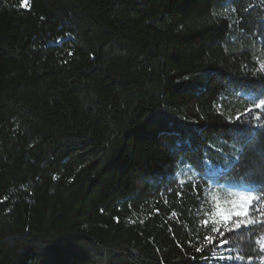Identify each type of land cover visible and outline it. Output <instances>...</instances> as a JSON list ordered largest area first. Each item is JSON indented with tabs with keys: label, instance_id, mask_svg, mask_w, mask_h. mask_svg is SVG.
Instances as JSON below:
<instances>
[{
	"label": "trees",
	"instance_id": "trees-1",
	"mask_svg": "<svg viewBox=\"0 0 264 264\" xmlns=\"http://www.w3.org/2000/svg\"><path fill=\"white\" fill-rule=\"evenodd\" d=\"M262 65L264 0H0V264H264L207 214L264 188Z\"/></svg>",
	"mask_w": 264,
	"mask_h": 264
},
{
	"label": "snow or ice",
	"instance_id": "snow-or-ice-1",
	"mask_svg": "<svg viewBox=\"0 0 264 264\" xmlns=\"http://www.w3.org/2000/svg\"><path fill=\"white\" fill-rule=\"evenodd\" d=\"M22 6H28V0H22ZM262 68H264V65H262ZM249 100L254 107L264 108V96H250ZM214 183L219 184L218 181H214ZM262 194H264V188L258 189L253 186H246L243 190H220L217 194V201L222 200V203L216 202V207L207 214L214 213L226 225L231 222L236 228L247 226L254 223L252 212L260 213L261 207L264 206ZM177 195L179 196L180 193L178 192ZM258 201L261 202L258 203ZM223 205L228 206L224 207ZM203 223L207 224V221H203ZM212 231L218 232L219 228H213ZM205 239L214 242L212 237H205ZM257 243L260 242L257 241ZM221 247H223V244H221ZM197 251H201V249L198 248ZM261 251H264V247L261 248Z\"/></svg>",
	"mask_w": 264,
	"mask_h": 264
}]
</instances>
